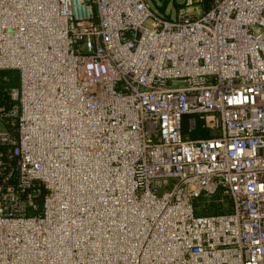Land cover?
<instances>
[{
    "label": "built area",
    "instance_id": "obj_1",
    "mask_svg": "<svg viewBox=\"0 0 264 264\" xmlns=\"http://www.w3.org/2000/svg\"><path fill=\"white\" fill-rule=\"evenodd\" d=\"M204 2L0 0V264H264V0Z\"/></svg>",
    "mask_w": 264,
    "mask_h": 264
},
{
    "label": "trees",
    "instance_id": "obj_2",
    "mask_svg": "<svg viewBox=\"0 0 264 264\" xmlns=\"http://www.w3.org/2000/svg\"><path fill=\"white\" fill-rule=\"evenodd\" d=\"M153 2V5L156 6L160 11H162L161 8H159V6L157 5L155 0H151ZM212 0H205V2L202 5V9L207 10L209 7V3ZM166 19H169L167 17H165ZM19 84V76H18V72L17 71H13V70H8V71H0V103H4L7 104L8 103V98L7 95L5 93V90L11 87H17ZM189 118V116H187L184 120V125H183V133L186 134L187 131V126H186V122L187 119ZM189 137L192 139H196V138H207L210 136V133L207 131H203L200 127L199 122L196 124V128L188 133ZM5 153L6 149L3 147H0V153ZM220 204L219 203H215V202H211V204L207 207L206 211H204V213L202 214H206V215H213V214H217L220 213Z\"/></svg>",
    "mask_w": 264,
    "mask_h": 264
},
{
    "label": "rangeland",
    "instance_id": "obj_3",
    "mask_svg": "<svg viewBox=\"0 0 264 264\" xmlns=\"http://www.w3.org/2000/svg\"><path fill=\"white\" fill-rule=\"evenodd\" d=\"M155 1L159 6V8L162 9V11H160L156 6H154L151 0H148L149 8L152 10V12L161 15L164 18L167 17L169 19H175L178 10L182 8L181 0H155ZM198 215H202V213H198Z\"/></svg>",
    "mask_w": 264,
    "mask_h": 264
}]
</instances>
